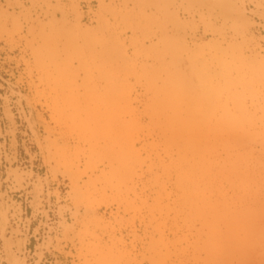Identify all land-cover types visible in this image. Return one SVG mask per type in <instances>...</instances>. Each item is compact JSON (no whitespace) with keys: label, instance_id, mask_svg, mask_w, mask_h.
<instances>
[{"label":"rangeland","instance_id":"374dc122","mask_svg":"<svg viewBox=\"0 0 264 264\" xmlns=\"http://www.w3.org/2000/svg\"><path fill=\"white\" fill-rule=\"evenodd\" d=\"M0 264H264V0H0Z\"/></svg>","mask_w":264,"mask_h":264}]
</instances>
